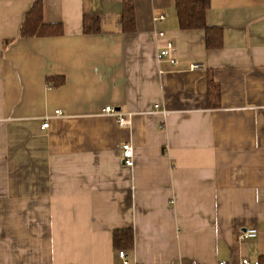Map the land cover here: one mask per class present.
<instances>
[{
  "label": "crops",
  "instance_id": "0c3cea01",
  "mask_svg": "<svg viewBox=\"0 0 264 264\" xmlns=\"http://www.w3.org/2000/svg\"><path fill=\"white\" fill-rule=\"evenodd\" d=\"M37 1L61 36L21 37ZM133 1L126 32L124 0H0V264H124L121 229L129 264H264V0L212 1L218 50L180 29L177 0Z\"/></svg>",
  "mask_w": 264,
  "mask_h": 264
},
{
  "label": "trees",
  "instance_id": "16d2710c",
  "mask_svg": "<svg viewBox=\"0 0 264 264\" xmlns=\"http://www.w3.org/2000/svg\"><path fill=\"white\" fill-rule=\"evenodd\" d=\"M213 0H177L176 11L180 29L183 31L203 30L206 32V47L208 50H218L223 47V32L217 28H211L207 24V12ZM123 30L133 32L135 30L134 1L124 0ZM62 25H48L43 22V6L37 1L28 13L21 29L22 38L33 37H58L63 34ZM83 31L86 35L101 33V19L95 15H85ZM48 83L53 87L64 84L62 78H49ZM210 80V106L217 108L220 96L219 88ZM113 245L116 251L134 249V232L132 229L116 230L113 234Z\"/></svg>",
  "mask_w": 264,
  "mask_h": 264
},
{
  "label": "built area",
  "instance_id": "2783aa9c",
  "mask_svg": "<svg viewBox=\"0 0 264 264\" xmlns=\"http://www.w3.org/2000/svg\"><path fill=\"white\" fill-rule=\"evenodd\" d=\"M165 19V16H160L159 18H155V22H159ZM159 38L165 39V33L160 32ZM178 55H179V48L173 41H167V43L160 48L158 53V60L160 62L169 63L173 66L177 65L178 63ZM104 114L113 116L117 118L118 124L120 127H129L131 126L130 119H127L122 114H120L116 109L112 107H106L103 110ZM57 115H61L60 112H57ZM49 124L46 123L42 126L43 129H48ZM122 159L124 165L127 168H133L135 166L134 161V149L130 144H126L122 148ZM258 236V232L256 230H248L241 234L240 240L245 241L249 239H254ZM120 258L124 261V264H129L128 261V252L127 251H120L119 252ZM196 264V263H193ZM219 264H228L227 262H220ZM241 264H262L259 261H252L250 259H243Z\"/></svg>",
  "mask_w": 264,
  "mask_h": 264
}]
</instances>
